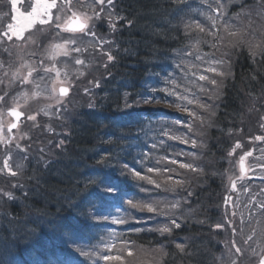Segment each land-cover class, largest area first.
<instances>
[{"label": "trees", "instance_id": "1", "mask_svg": "<svg viewBox=\"0 0 264 264\" xmlns=\"http://www.w3.org/2000/svg\"><path fill=\"white\" fill-rule=\"evenodd\" d=\"M186 1L115 0L126 24L129 20L132 23L113 34V46L117 48L111 64L113 77L104 84L107 112L96 115L90 111L91 117L81 113L77 117L79 124H69L70 134L66 139L70 144L64 154L56 153L59 163L52 162L47 169H37L35 182L28 180L30 194L22 196L20 207L1 210L10 219L8 224L5 222L8 230H2L1 234L0 261L8 262L10 258L11 264L16 260L15 253L26 258L36 247L44 248L45 240L53 238L55 233L71 238L82 221L89 222L88 212L96 203L92 188L99 180L103 182L108 178L107 173L104 176L93 174L89 166L100 165L106 170L120 164L126 148L133 145L129 142L130 133L136 131L139 136V132L147 128L144 122L124 125L117 111L123 107H131L132 111L150 110L143 100L146 94L153 92L155 87L151 85L155 84V78L165 75L169 68L167 54L185 49L187 45L183 44H188L189 35L182 26L188 13ZM253 2L257 4L258 0ZM233 56L231 74L222 82L218 95L215 94L217 100L212 103L211 112L215 115H209L207 121L204 119L206 122L200 129L202 140L198 139L191 150L178 142L169 152L176 151L178 161L179 155L186 163L194 159L192 164L203 171L193 172L174 165L178 173L180 170L184 173L185 183L179 191L185 206H191L188 207L191 213L178 216L181 226L170 234L175 243L165 245L162 252L156 251L155 257L163 264H217L221 234L214 231V225L225 219L219 205L227 187L222 175L226 168V149L239 128L251 124L264 107V57L253 58L246 51L234 52ZM154 94L159 93L154 91ZM146 114L151 116L152 113ZM102 151L105 155L98 162L96 156ZM155 194L162 195V191L157 189ZM141 240L153 250L162 247V239L157 235L142 236ZM177 243L185 245L184 253L175 247ZM157 259L155 264L160 263Z\"/></svg>", "mask_w": 264, "mask_h": 264}, {"label": "snow or ice", "instance_id": "2", "mask_svg": "<svg viewBox=\"0 0 264 264\" xmlns=\"http://www.w3.org/2000/svg\"><path fill=\"white\" fill-rule=\"evenodd\" d=\"M26 4V7H20L21 4ZM80 3L81 10L74 11L72 0H10L11 15L9 17L10 21L4 25L3 30H0V44L13 41L15 38L16 41H24L25 45L36 42L33 40V36L36 32H43L46 30H51L55 32L53 40H58V42L50 43L45 49V56L43 59H40L38 63L36 62H23L15 69H12V65H5L3 61H0V84H5L7 81V87L12 85H19L23 90L18 92L14 97H11L13 106L7 109V115L14 118L7 124V131L11 133L14 129L19 128L20 121L23 117L26 116V119L29 121L35 122L37 116L42 112L45 116L53 115L49 110L52 105H45L40 109L39 112L35 114H27L24 111H21V103L23 100L26 104L30 99L31 100H40L44 99H54L56 105L63 107L64 98L67 97L71 91V88L74 86L72 83L73 76L79 79L85 75V72L82 70L89 66V63H86L85 59L82 58L84 53L89 52V48L93 52L105 56L108 62L115 60V57L112 55L110 50L105 49V45L113 44V41L104 39L97 35L94 27L92 25L93 20H99L106 18L110 31H117V23L124 19V17L119 16L114 12V0H94L93 3H85L84 0H78ZM258 3L264 5V0H258ZM216 6L213 7L209 5L210 15L207 16V19L210 21V25L206 28L200 22L187 23L185 25L186 34L190 35L191 32L197 31L199 33H205L211 37V47L215 50L220 48H238L240 46H246L250 55L255 58L257 56L264 57V33L261 36H256L254 32H250L251 24L247 27H238L235 24L230 23L229 20H225V13L223 11L224 4L220 3L219 0H215ZM55 10V15H54ZM91 13V14H89ZM62 14V15H61ZM258 14H264V9H261V12ZM239 14H237V18ZM131 21H127V25L131 26ZM39 26V27H38ZM44 26H48V29H45ZM35 30V32L33 31ZM25 33H28L26 36ZM67 34V35H65ZM87 39V46H82L81 41ZM207 43L208 41H203ZM202 41L200 39H194L191 45L193 51H189L186 54L189 56L195 55V59L206 63V67L203 72L190 71V75L195 77L199 82L206 83H197L196 87L201 93L209 94L214 93L218 90V81L215 78L216 76L224 77L226 73L222 70L223 66L228 64V60L224 59L228 55V52L223 53V57L216 58L212 54L202 53L200 51V44ZM7 51V49H5ZM76 54V55H74ZM35 55V53H33ZM71 58L73 63L77 66H82L77 68L75 72L70 73L68 71V65L64 64L62 67H57L55 63L51 65H46L45 60L56 61L59 57ZM107 69L108 64L104 63L102 65ZM177 68H180L181 65H176ZM192 68H196L197 65L192 64ZM23 69V71H22ZM34 73L37 75L34 76ZM205 73L214 74L209 76ZM54 74V75H53ZM189 72H186L185 75H188ZM230 74V73H229ZM63 77V78H62ZM192 81H189L191 83ZM93 88L100 87L99 80L89 81ZM166 86L163 88H155L152 91H159L163 93V96L156 98L155 96L145 97L143 103L145 104H160L164 103L169 107H175L177 110L184 111L188 114L190 118L194 121H199L201 124L204 123V118L201 114L190 109L187 105L196 103L197 106L202 109L204 112H208L210 116H214L215 112H210V105L204 102H201L199 98L195 101L190 100L187 95L184 93L190 92L191 89L185 87L183 92L181 89V83H179L174 78H167L165 80ZM30 86V90L24 88V86ZM214 87H208V86ZM91 91L89 88H85V94H88ZM127 95V94H126ZM8 92L3 91L0 93V106L4 105L7 101ZM169 97H173V100H169ZM186 102V103H182ZM4 114V110L0 107V117ZM58 115V113H57ZM264 120V117H262ZM177 123H183V121H177ZM34 126H39L38 124ZM191 132L192 124L187 123L184 125ZM261 127H264V123L261 124ZM48 132H53L54 129L50 125L46 126ZM4 124L3 120L0 119V145L13 146L21 152L25 153V159H27V147L22 146L20 143L15 141L28 139L27 133H23L19 137H5L3 136ZM164 135H169L167 132ZM170 139H181V137L171 136ZM255 140L264 141V136H256ZM182 142L187 144L191 143L193 146L196 145V140L193 139L189 141L187 138H183ZM64 144L63 140L58 141L57 147H61ZM152 149L157 147V144L153 143L150 146ZM243 145L237 141L229 155H234L237 149H241ZM43 152V149H41ZM252 152H246L244 155L240 156V175L233 180L229 177L230 187L233 191L237 190V180L242 181L245 178V175L249 169L245 168V158L251 156ZM149 157L148 152L141 154L139 162L144 163ZM11 160V154L8 153L6 158L3 161V167L0 168V174H6L11 177H17L20 170L23 168L22 163L16 165V169L9 164ZM163 160L167 164L179 165L181 169L191 170L193 172L203 171L192 163L181 162L176 159H171L167 156L163 157ZM157 165L160 164V161L155 162ZM259 167L264 168V165H259ZM124 169L130 174L131 178L144 181L148 185H152L155 189L165 188L167 191L175 192L177 187H183L185 181L181 178H176L174 175H169V173H177V169L169 167H158V166H148L146 168H141L137 170L135 166L130 167L128 164H124ZM123 174V173H122ZM162 176V179L159 181L154 179L152 175ZM264 178V177H262ZM15 187L22 188L23 185L13 184ZM142 191H148L149 189L141 187ZM105 193L113 198L121 197L123 194V189L118 184H107L104 189ZM244 191L247 192L249 189L244 188ZM26 194V193H25ZM188 195H192L191 192H188ZM0 198H7L8 200L15 199L14 194L11 191H5L0 189ZM122 203H126L130 206L131 209L139 211H147L149 213H155L161 216L169 217L170 213L174 210L179 209L181 206L180 200L172 201L168 204H163L162 207L154 206V204H161L162 202H142L134 201L131 198L122 200ZM255 206V207H253ZM238 205L233 203V198L231 196H226L224 200V217L225 219L221 223L214 225L215 229H225L231 231L233 239L231 240V248L229 249L230 254L232 255L231 264H238L239 258L243 255L242 249L237 245L235 237L244 232V215L238 213L234 210ZM168 211H165V209ZM245 208L248 209L251 218V215L255 214L256 211L264 212V203L257 202L254 197L250 198L245 204ZM236 218L239 219V232L236 226ZM109 216H99V220L108 221ZM112 223L123 224L125 219L123 218H111ZM138 222V221H137ZM259 224V222H258ZM180 224L177 223L175 218H169L167 222L160 224L154 231L159 232L161 235L168 234L170 235L174 228H180ZM133 231H141V229H133ZM262 236H264V229L261 230ZM255 235V229L251 235H248L243 239V244L247 245L249 241L253 239ZM125 245V251L128 256L133 255V249L131 241H122ZM114 247V245H105V248ZM175 247L179 250L180 253L185 252V245L183 243H177ZM227 247V245H226ZM79 251V249H77ZM154 251H162L157 249ZM83 256H91L94 253L89 251H81ZM167 255V253H163ZM103 259L105 261L116 260L122 261V256H111L104 255ZM2 264V262H0ZM259 264H264V257L259 260Z\"/></svg>", "mask_w": 264, "mask_h": 264}, {"label": "rangeland", "instance_id": "3", "mask_svg": "<svg viewBox=\"0 0 264 264\" xmlns=\"http://www.w3.org/2000/svg\"><path fill=\"white\" fill-rule=\"evenodd\" d=\"M208 1L209 0H202L203 8L205 10L202 9V5L198 6L199 16H197V21L200 22L202 25H206V24L210 23V21L207 19V16L211 14L209 12V5H212L213 7L216 6L215 0H213L212 2H208ZM84 2L85 3H93L94 0H84ZM219 2L224 4L223 11L225 13V16H224L225 20H229L230 23L235 24L238 27H247L249 24H251V28L249 29V31L254 32L256 34V36H258V37L261 36L262 33H264V15L258 14L261 12V10L258 9L257 6L246 5V6H242V8H241V6H240L241 2L238 0H219ZM72 4H73V10L74 11L81 10V6H80V3H78V0H72ZM230 4L231 5L235 4L237 6L235 7V9H233L229 6ZM20 7H22V8L26 7V4L22 3L20 5ZM228 10H232V11L228 12ZM115 11H116V6L114 3V12ZM234 11H236V13H234ZM55 14L56 13L54 10V15ZM89 14H91V13H89ZM116 14L121 16L120 13H116ZM237 14H239L238 18H237ZM10 15H11L10 0H0V29L3 30L4 25L11 22L9 19ZM105 20H106V18H105ZM105 23H107V22H105ZM187 23H189L188 20H187ZM209 25L210 24H208V26ZM44 28L48 29V26H46V27L44 26ZM33 31L35 32V30H33ZM50 33H51V30H46L43 32H36L35 35L33 36V40L36 42L35 44L29 43V44L25 45L24 41H15V42L10 43V48L9 47L0 48V56L2 57L3 62L5 63V65L11 64L12 69H15L16 67H18L21 63H23L25 61L38 63V61L40 59H43L45 56L44 49L50 43L58 42V40H53L55 32L51 33V34ZM25 35L27 36L28 33H25ZM65 35H67V34H65ZM49 38H52V39L49 40ZM196 38L201 39L203 41H208L207 43H205L207 45L208 50L204 51V53H209V54H212L213 56H215L216 58H221V57H223V53L225 51L228 52V55L226 57H223L224 59L228 60V62H229L228 64L224 65L223 69H222L226 74H228L230 72L231 66L235 62V56H233L234 52H235V54L238 51L239 52L247 51L249 53L247 47L243 46V45L238 47V48H220L217 51L211 47V37L206 35L205 33H199L196 31ZM104 39L109 40L108 35ZM84 41L87 42V39H84L81 41L82 46L86 45V44H84ZM183 45H187V44L184 43ZM15 46H18L17 50H16ZM106 46H107V44L104 46L105 49H107ZM11 47H13L14 52H16V54L13 58V61H12L13 53H12ZM2 49H3V52L1 51ZM5 49H7V51H5ZM185 49L188 51L193 50L191 46H189ZM90 52H93L91 48H89L88 53L83 54V57H85V56L87 57V58H85L86 63H89V66L87 68L82 69L85 72V75L80 77L79 79H77V78H75V76H73L72 81L77 82L76 84H74L75 90L72 91L74 89V87L71 88V91L69 93L70 95L68 97L64 98L63 107L57 106L54 99H44V98H41L40 100H31L30 99L26 104L24 103L23 100L20 101V103L22 105L20 110L24 111L26 114H35V113L39 112L40 109L42 107H44L45 105L51 104L52 107L49 111L51 113H53V115L45 116L42 112H40V114L37 116V120L35 122L29 121L26 118L24 119L23 124H25V127L27 128L26 133H27L29 138L23 139V140H17L14 143L18 142L22 146L27 147V149H28L27 154H26L27 159H25V153L16 149L14 147V145L13 146H6V148L2 151V153H4V158H2V160L0 161V168L3 167V161L6 158V155L8 153L11 154V160L9 161V164L13 167V169L14 170L16 169V165L18 163H22L23 168L20 170L19 175L17 177H11V176L6 175V174H0V189H3L5 191H11L15 196V199H13V200H8L7 198H0V224H2L3 222H7V224H8V221L10 219L9 217L4 216V220H3V214L4 213L1 210L8 208V206L12 202H15L16 197H17L16 192H18V190H20V189L22 191H26L27 188H29L28 180L31 179V183L35 182V180H36L35 176H36L37 169L48 166L47 162L50 161L54 157L53 154L56 153V150H57L56 149V142L61 140V139H59V137L66 135L65 133H66L67 129H65V128L66 127L68 128V125L63 127L60 120L65 121L63 119L67 118L70 121L71 118L74 116L72 122L78 123L80 121L77 119V117H78L77 113H78L79 109L81 108V105L83 103L85 104V102L87 105H89V104H93L94 102L98 101L99 96H100L99 92H96V93L95 92H89L88 94L80 93V92H84L85 88L92 86L89 83L88 79L89 78H97L98 72L100 74V81L104 78L103 76H104L106 69L102 65L104 63L108 64L109 62L107 61L105 56L98 54L99 58H100V62H99L100 65H97L96 62L94 61L93 57H89ZM33 53H35V55H33ZM0 61H2V60L0 59ZM93 61H94V63H93ZM52 63H55L57 67H62L64 64H67L68 65V71L70 73H73V72H75V70L77 68L82 67V66L75 65L71 58H66V57H62V56L59 57L56 61L45 60L46 65H51ZM206 66L208 67L207 64H206ZM206 66L202 65L203 68H206ZM22 71H23V69H22ZM205 74H207L209 76L214 75L211 73H205ZM35 75H37V73H34V76ZM165 86H166V84L161 85V88H163ZM24 88H27L30 90V86L26 85V86H24ZM10 89H12L13 92L16 91V94L23 90L19 85H12L11 87H7V81L5 82V84H0V93H2L3 91L8 92ZM215 93H216V91L214 92V94ZM16 94H14L12 96H8L6 98V101H7L6 103H9V105H11V107L13 106V104H12V101L10 98L14 97ZM207 95L203 93L199 100L201 102L207 103L210 106L214 107V104L213 105L210 104V102L213 100V97H214L213 94L209 93V95L208 96ZM205 96L207 97L206 100L203 98ZM156 98H160V95H158ZM188 98L190 100H193L192 96H188ZM207 99H208V101H207ZM170 101H171V98H170ZM215 102H216V100H215ZM182 103H185V102H182ZM193 105L197 106L196 103L191 104V106H193ZM166 106L168 108H170V109H167L168 111H170L172 113H176V115L181 116V118H182V116H184V119L182 120L183 123L174 122L171 124L170 129L172 131H174V128H176L177 130H180V131L184 130V131L188 132L189 129L187 127H185L184 125L187 124L188 121L192 118H190L188 116V114L184 111L177 110L175 107H169L168 105H165L164 107H166ZM0 107H4V105H2ZM100 111L105 113V114L107 112L106 108H101ZM57 113H58V115H57ZM256 115H257V117L254 120L255 122L253 121V122H251V124L246 125V126L244 124L243 128L240 132V135L238 136V141L243 145V147L241 149L236 150V152H239L240 155L237 157L236 165L233 164V168L238 171V176L240 175V173H239L240 172V164H239L240 156H242V155H244V153L250 151L249 148L251 147L252 144H254L253 142L257 141L254 139V137L261 136V134L264 133V127H261V124L264 123V120H262V117H264V107ZM208 116H209V113L205 112V114H204L205 119H207ZM9 120H11V119H8L7 123H9ZM3 123H4V118H3ZM36 124H38L39 126H34ZM48 125H50L52 129H54L53 132L47 131L46 126H48ZM160 125L163 126V128H164V126L165 127L169 126L170 123L167 121L163 122L162 120H160V123L157 124V126H160ZM152 128L157 129L156 125H153ZM33 129L35 131H32ZM22 134H23V131L20 129H16L14 131V136H16V137H19ZM196 134H198V133H196ZM4 136L8 137L6 135V133ZM176 136L180 137L179 135H176ZM171 142L176 143V142H178V140L177 139H171ZM262 142H264V141H262ZM37 144H39V147H36V148L32 147L33 145H37ZM258 147H261V146H258ZM41 149H43V152H41ZM65 149H67V148H65ZM65 149L58 151L57 153L59 155L64 154ZM236 152H235V154H236ZM98 155H99V153H98ZM167 157H169V156L167 155ZM245 161H246L245 168L249 169L246 173L247 175L242 181L239 180L241 183L237 184L238 188L236 191V195H237L236 197L234 196V194L232 192V197L236 200L235 205H238V207H236L234 210L238 213V216L240 213H243L244 220H245L243 234L242 235L238 234L235 237V239L237 241V245L241 247L242 252H243V255L239 258L238 264H256V261L260 258V256L262 255V253L264 251V236H262V232H261V230L264 229V212L256 211L255 214L251 215V218L249 219L250 213H249L248 209L245 208V204L252 197H254L257 202L264 203V183L250 182V177H252V176H254L255 178L264 179V178H262V177H264V168L259 167V165H264V146L259 148L257 150L256 154H254V155L252 154L251 156L246 157ZM47 168H49V167H47ZM88 170H89V167L87 168V171ZM150 175H152L153 178L157 179L158 181L160 179H162V176H156L155 174H150ZM13 184L23 185V187L22 188H20V187L14 188L12 186ZM245 187H247L249 189V191L245 192L244 191ZM19 195H21L20 192H19ZM152 198H153L152 200L154 202H156V201L162 202L161 204H158L159 206H157V207H162L163 204H168V203L176 200L174 198V199H172L166 203V199H164V198H161L159 200H157V198H155V196H152ZM20 201H22L21 197H20ZM253 207H255V206H253ZM165 211H168V209L166 208ZM189 213H190V209L188 207H186V208L182 207L181 211L179 209L174 210V212L170 213L169 217H165V216H161V215L153 213L151 215V218L153 220L152 221L153 229L157 228L160 224L167 222V220L169 218H175L176 219L180 215H186ZM258 222H259V224H258ZM236 226H237V230L239 232V219L238 218H236ZM254 229H255V235L253 236V239L251 241H249L247 245H244L243 239L246 238L248 235H251ZM215 232H221L224 235L223 236L224 241L222 243L224 250L222 251V253L220 255H222L223 258L229 259V261H227L226 263H225V261H221L218 264H231L232 255L230 254L229 249L231 248L230 242L233 239V235H232L231 231L228 230L227 228L225 230L224 229H218V230H215ZM226 245H227V247H226ZM132 249H133V255L132 256H128L126 251L121 250L123 253L119 254L118 256L123 257L122 261L110 260V261H105V264H155V261L157 259L155 257L156 251L147 249L146 247L135 248V246L132 247ZM158 252H162V251H158ZM222 256H220V257H222ZM98 258H94L95 260L92 259V260H94L93 263H95V264L98 263L99 262ZM157 260H158L157 262H160L161 259L158 258Z\"/></svg>", "mask_w": 264, "mask_h": 264}, {"label": "water", "instance_id": "4", "mask_svg": "<svg viewBox=\"0 0 264 264\" xmlns=\"http://www.w3.org/2000/svg\"><path fill=\"white\" fill-rule=\"evenodd\" d=\"M263 257H264V255H263ZM259 264V263H258Z\"/></svg>", "mask_w": 264, "mask_h": 264}]
</instances>
